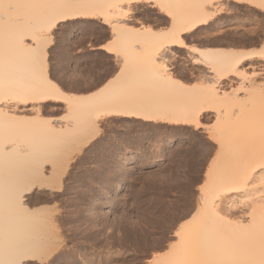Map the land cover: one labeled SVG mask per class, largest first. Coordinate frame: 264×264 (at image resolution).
Here are the masks:
<instances>
[{"label": "bare ground", "instance_id": "obj_1", "mask_svg": "<svg viewBox=\"0 0 264 264\" xmlns=\"http://www.w3.org/2000/svg\"><path fill=\"white\" fill-rule=\"evenodd\" d=\"M22 2L40 6L12 12L7 7L0 10V53L10 41L18 49L22 48L16 41V32L8 30V21L10 16L25 15L30 24L26 35L39 37L44 33L48 36L39 41L44 51L47 96L37 98L34 105H24L19 114L16 109L9 113L6 108L4 116H0V264H28V261L43 264L51 257L55 258L51 260L52 264H60L61 260L55 256L63 244L58 225L60 219L44 203L60 198V191L72 179H69V170L104 132V123L109 119L148 126H191L197 130L206 128L205 119L214 118L208 136L216 134L223 143L221 155L214 164L210 163L212 174L208 177L209 184L203 200L198 198L196 206L199 213L194 212V219L184 224L182 229L178 226L176 230L181 231V236L154 252L151 261L147 259V264H207L209 261L236 259L238 257L221 251L226 247L223 239L226 234L246 239L254 231L259 244V226L264 223V191L258 190L264 185V175H257L259 165L264 163V85L251 73L264 71V41L255 49L241 48L238 44L242 45L247 39H244V32L234 31L231 33L235 37L227 39L228 47L217 46L225 44L228 36L222 29L226 22H221V14L227 11L231 13L233 23H240L243 20L239 16L236 18L233 12H237L241 5H248L249 0H207L213 5L211 11L204 7L205 0H166L169 7L159 10L147 6L145 0H134V3L145 5L139 14L120 7L124 0ZM258 3L259 0H251L248 6L256 14L260 11L254 7ZM148 18H152L158 27L145 24ZM82 19L95 20L110 33L108 40L113 41V52L109 54L113 55L115 64L124 55L129 61L130 70L98 95L67 91L53 78L50 48L56 40V29L73 28L69 42L78 35L75 27L85 25L75 22ZM256 20L261 21L259 18ZM214 24L218 25L216 31H205ZM145 28L152 30L145 31ZM257 30L258 27H254L248 32L253 37L259 34ZM203 31L206 33L201 44L190 45L204 46L205 64L196 66L190 64L181 52L185 50L183 45L189 43L185 37H197ZM90 41L91 49L97 48ZM187 57L190 59L191 54ZM244 64L249 68L245 70L248 76L241 92V75L236 74L235 69ZM74 66L76 62L72 61ZM8 71L6 60L0 56V73L4 74L5 82ZM12 71L17 79L30 71L23 55L14 61ZM181 77L180 84H176L175 81ZM189 81L194 86H184ZM233 88L237 89L235 93L231 91ZM132 89L143 90L145 96L128 98ZM224 92L229 95L225 96ZM48 108L61 110L63 119L47 116ZM145 108L146 113L140 111L135 118L124 115L128 111ZM100 112L110 113L100 115L102 126L97 122ZM145 114L155 119H142ZM33 115L35 119H32ZM249 141L253 146L251 150ZM13 144L15 150L9 147ZM123 155L128 163L126 167L117 169L134 168L136 152L128 150ZM76 181L78 183V178ZM71 182L73 184L74 181ZM25 186L26 190L21 192ZM120 186L118 182L115 187ZM105 191L101 188L98 193L94 192L91 203L80 200L82 203L75 206V214L88 219L91 216L93 220L103 219L110 207L115 206L112 200H106L104 207L100 206L99 199ZM245 209L254 214V229L247 228ZM21 254L25 255L22 257ZM77 261L94 264L89 262V256Z\"/></svg>", "mask_w": 264, "mask_h": 264}, {"label": "rangeland", "instance_id": "obj_2", "mask_svg": "<svg viewBox=\"0 0 264 264\" xmlns=\"http://www.w3.org/2000/svg\"><path fill=\"white\" fill-rule=\"evenodd\" d=\"M243 7L241 5L240 10L233 12L236 18L243 20L240 23H233L231 13L227 11L221 14V22H226L222 29L228 36L225 37V44L217 46L228 47L227 39L235 37L232 35L234 31L244 32V39H247L242 45L238 44L241 48L255 49L263 43L260 20H256L261 17L250 7ZM145 21L158 27L152 18ZM217 26L214 24L205 31H216ZM254 27H258L259 34L252 37L248 31ZM65 28H59L60 32H57L50 48L54 79L67 91L87 92L85 89L104 76L110 78L111 66L115 64L113 59H109L113 55L103 54L97 48L91 49L90 40L95 41L93 46L97 47L98 42H106L111 35L98 23L78 25L75 27L78 35L67 42L74 29ZM205 33L203 31L200 36L189 39L192 43L201 44ZM93 50H96L95 54ZM184 52H181L182 55L189 60ZM72 61L76 62V66L72 67ZM47 110V116L62 114L61 110ZM120 120L109 119L104 123V132L89 145V153L80 155L73 169L69 170V179L72 178L73 184L71 181L66 183L59 193L60 198L55 199L57 201L52 200L51 203L49 200V205L44 203L60 219L58 225L63 238L60 237V241L64 245L61 244L62 249L55 253L56 258L61 260L60 264H84L77 261L83 256H89V262L94 264H147L148 253L152 256L175 242L174 230L182 224L183 217L194 213L193 208L197 206L198 198L194 199L184 188V177L193 171L199 175L204 167L211 151L205 140L209 135V125H214V118L205 119L206 128L197 130L191 126H148ZM128 150L136 152L137 162L132 169L118 170L117 167H126L128 159L123 154ZM207 163L210 164L211 160ZM80 180L85 183H80ZM118 182L121 184L119 188L115 187ZM101 188L106 191L99 199L100 206L104 207L106 200L115 204L105 217L94 221L91 216L92 219H88L75 214V206L82 203L80 200L91 203V197ZM51 260L55 258L51 257L43 264H50Z\"/></svg>", "mask_w": 264, "mask_h": 264}, {"label": "snow or ice", "instance_id": "obj_3", "mask_svg": "<svg viewBox=\"0 0 264 264\" xmlns=\"http://www.w3.org/2000/svg\"><path fill=\"white\" fill-rule=\"evenodd\" d=\"M145 3L149 7H154L155 9H163L169 7L166 0H145ZM251 5V0H249L248 5H244V7H248ZM40 5H33L28 3H23L22 0H0V10L7 7L10 12L15 11L20 8H32V7H39ZM122 8H129L130 11H134L139 14V10L141 7L145 6L143 4L134 3V0H124L123 3L119 5ZM204 7L209 11L212 10L213 5L208 4L207 0H205ZM256 9H260L257 13L261 17V38H264V0H259V3L254 6ZM171 16V13H168ZM77 23H85V24H92L95 23V20L92 19H82L76 20ZM167 23V21H165ZM145 24H149L150 21H145ZM255 23V21H253ZM63 27V25H60ZM8 30L16 32V41L22 45V48H17L15 44L11 41L8 43L7 47L4 49L0 56H2L8 66V74H7V82H5V76L3 73H0V116H4L5 109H8L9 113L13 112V109L17 110V114L20 111H23L24 105H34L37 98H43L47 96V92L45 91L44 87V72H43V63H44V51L39 46V41L43 39H47L48 36L44 33H41L39 37L28 36L26 33L30 31V24L27 20L25 15L17 14L14 17H9L8 21ZM145 31H151V28H145ZM59 31V27L56 29ZM193 36L196 33L192 34ZM185 39L189 40L188 44L183 45L185 52L184 55L191 54V58L189 59V63L196 65V66H203L205 64L206 55L204 52V46L201 45L200 47L190 46L192 45L191 39L185 37ZM27 40V43L24 41ZM95 42V41H94ZM113 41L108 40L107 42L100 41L97 44V48L102 50L103 54L112 53ZM139 47V45H138ZM142 51V49H140ZM96 50H93V54H95ZM23 55L24 58L27 60L30 71L17 79L14 72L12 71L14 67V61ZM119 56V54H117ZM109 59H113V57H109ZM112 70L109 73L111 79H108V76H104L99 80L98 83H95L92 87L85 89L87 92L93 95H98L102 93L105 88L112 83V81L119 79L126 71H129V61L127 55H124L122 59H117L116 64L111 66ZM249 68V65H239L235 69L236 74L241 75V88L240 91L243 92V84L245 78L248 76V72L245 70ZM213 71L215 69L213 68ZM167 75V73H165ZM252 77H256L260 80L261 84L264 85V71L261 72H252ZM54 78V77H53ZM183 79H177L175 82L176 84H180V81ZM184 86H194L189 81L188 85ZM233 93L237 91V89H231ZM224 95H229L228 92H224ZM145 96V92L139 89H132L128 92V98H135V97H142ZM47 107V105H45ZM140 111H145V109H137L125 112L124 115H130L132 117H137L140 114ZM110 113L107 112H100L97 115V122L98 126H102L103 121L100 120V115H109ZM60 119L63 117L59 116V113L53 114ZM11 119V117H9ZM32 119H35V116H32ZM142 119H147L149 121L154 120L155 117L148 116L145 114ZM213 125H209L208 130L211 131ZM207 146L211 149L208 153V157L205 160L204 167L200 169L199 175L195 174L193 171L189 173L187 176L184 177V188L185 190L195 199L200 198L203 200V193L207 189L209 180L208 177L212 174V166L207 163V160H211L214 164L216 159L221 155L223 151V143L221 139L216 135L213 134L208 136L205 140ZM10 149L15 150V145H9ZM252 143L249 141V149H252ZM257 175H264V163L259 165L257 170ZM163 179V177L161 178ZM27 186L20 189V191H25ZM258 190L264 191V185H262ZM19 196V192L17 193V197ZM223 211V209H221ZM193 212L196 214L199 213L198 208H193ZM245 216L248 218L247 220V228L254 229V214L249 212L247 209L244 210ZM194 216L190 213L187 217H183V224H180L179 227L182 229L184 224L191 223ZM239 223V222H238ZM174 236L180 237L181 231L174 230ZM224 241L226 243V247L221 251L226 252L234 257H238L236 259H232L229 261H209L207 264H264V223L259 226V244L256 242L255 232L249 234L246 239H237L233 237L231 234H226L224 236ZM25 254H21L23 257ZM148 259L151 261V253H148ZM16 264V262H13ZM28 264H31V261H28ZM55 264V262H53Z\"/></svg>", "mask_w": 264, "mask_h": 264}]
</instances>
